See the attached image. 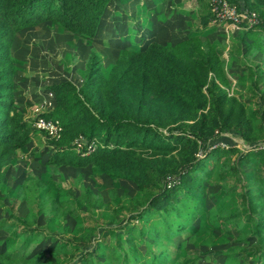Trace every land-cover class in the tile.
Segmentation results:
<instances>
[{"label": "rangeland", "instance_id": "obj_1", "mask_svg": "<svg viewBox=\"0 0 264 264\" xmlns=\"http://www.w3.org/2000/svg\"><path fill=\"white\" fill-rule=\"evenodd\" d=\"M199 7L196 0H111L92 37L73 33L50 21L17 31L8 44L13 63L15 105L29 119L50 110L55 100L49 85L66 79L81 85L92 53L106 72L125 50L141 49L152 40L174 44L197 34L208 38L219 52L229 80L228 85L222 87L244 102L257 126L261 120L258 108L263 107L260 102H264L259 98L264 91V31L260 32V45L243 34L245 28H236L229 22L211 21L202 26ZM256 132L258 145L230 131L225 135L242 151H248L257 149L258 142L264 141V130L257 127ZM219 145L228 147V143ZM52 151L44 131L35 127L30 141L0 168V251L1 244L11 236L3 249L12 251L15 259L11 263L1 258L0 264H76L75 259L81 252L72 249L69 243L54 245L50 231L61 237L90 233L93 235L90 248L102 245L99 239L104 237L116 246L119 236H115L117 232L107 231V225L120 227L123 237L130 226H135L136 232L131 237L137 260L129 256V264H256L261 258L264 241L253 233V223L261 217L259 209L264 195L262 199L255 198V206L248 203L244 188L255 191L261 188L260 180L243 186L245 180L227 169L234 156L223 155L216 162L211 158L207 165L213 166L212 172L206 176L202 171L196 176L204 183L203 205L198 204L199 191L183 193L191 188L186 185L177 190L182 194L180 200H173L172 209L163 211L161 208L136 219L146 203L145 187L128 179L113 178L91 164L74 167L48 163ZM240 168L243 177L256 174L264 179L262 165L256 159L240 163ZM262 190L264 193V188ZM197 204L201 210H197ZM160 213L164 221L158 223L156 216ZM28 215L33 221L30 226H39L35 230L43 232L33 236L27 247H23V237L28 232L37 233L29 226L16 235L15 229H22L23 219ZM165 223L169 229L183 223L190 227L184 235L168 237L164 234ZM152 224L157 225L159 231L154 240L143 235L146 230H153ZM103 249L100 247L99 251L110 254L111 250ZM122 249L125 250L123 242L116 252ZM160 251L170 253H165L167 261L162 255L159 262H146L152 253ZM108 256V261L110 256L121 258V254ZM102 257L88 256L85 264Z\"/></svg>", "mask_w": 264, "mask_h": 264}, {"label": "trees", "instance_id": "obj_2", "mask_svg": "<svg viewBox=\"0 0 264 264\" xmlns=\"http://www.w3.org/2000/svg\"><path fill=\"white\" fill-rule=\"evenodd\" d=\"M228 1L253 9L264 19V0ZM110 2L0 0V168L30 141L31 131L35 129L34 117L25 118L15 105L12 94L13 63L8 44L14 34L39 22L50 21L73 33L92 37ZM210 2L196 0L200 5L202 26L211 22ZM261 31H264V20L259 25L245 27L243 34L262 45ZM228 83L224 60L219 52L208 38L197 34H191L174 44L152 40L141 49L125 50L106 72L102 70L96 54L92 53L81 85L70 79L49 85L55 103L40 115L58 119L61 130L57 138L45 134L48 144L53 147L47 162L74 167L91 164L97 171L113 178L128 179L139 187H145L146 203L135 216L142 219L148 216L147 212L172 209L173 200H180L182 194H178L177 190L186 185L191 188L188 187L183 193L199 191L198 204L203 205L204 183L196 176L202 171L206 176L212 172L213 166L207 165L211 158L216 162L223 155L229 158L234 156L227 169L245 180L243 186L260 180L261 188L252 191L245 187L243 190L249 198L248 203L255 206V198L262 199L264 195V179L256 174L250 178L243 177L240 163L258 160L264 176V147L242 151L225 133L230 131L248 143H255L258 140L257 127L264 130V102H260L263 105L258 108L261 120L256 126L244 102L229 95L222 87ZM259 98L264 101V91ZM79 135L83 136V143L82 149L77 151L75 139ZM220 140L228 143V147L213 146ZM92 142L95 147L88 150ZM198 204L195 207L201 210ZM259 213L261 217L253 223V233L264 241V203H261ZM28 217L23 219L22 229H15L16 235L25 232V228L33 222ZM156 217L159 219L156 222L164 221L161 213ZM165 224L164 234L168 237L184 235L186 228L190 227L183 223L176 229H169L168 223ZM151 227L153 230H146L143 235L157 238L158 226L152 224ZM30 228L36 231L39 226ZM106 229L117 232L115 236L119 238L116 246L104 237L99 239L102 245L90 248L93 235L87 232L61 237L50 231L49 236L54 240L51 241L55 242L54 245L69 243L72 249L81 252L75 259L76 264H85L88 256L93 259L96 255L103 257L92 264H129L130 257L137 260L131 237L136 232L135 226H130V231L124 237L120 227L107 225ZM36 232H28L23 237V247H27L33 236L43 231ZM44 236L48 237L46 233ZM10 239L11 236H8L7 241L2 243L4 246L1 244L0 259L13 263V252L3 249ZM120 241L124 243L125 250L116 252L121 248ZM100 247L111 250L110 254L100 252ZM165 253H152L145 260L159 262V256L164 255L163 259L167 261L165 256L170 253ZM116 254H121L120 262L116 256H110V261L107 260L108 255ZM260 255L256 264H264L262 247ZM103 259L106 261L103 262Z\"/></svg>", "mask_w": 264, "mask_h": 264}, {"label": "built area", "instance_id": "obj_3", "mask_svg": "<svg viewBox=\"0 0 264 264\" xmlns=\"http://www.w3.org/2000/svg\"><path fill=\"white\" fill-rule=\"evenodd\" d=\"M210 10L212 13V18L210 21L229 22L236 28L256 26L259 25L262 20H264L257 11L238 6L236 3L230 2L228 0H211ZM33 125L37 129L44 131L45 134L54 138H57L59 136L61 130V125L58 119L45 117L40 114H37L36 117H34ZM82 140V135H79L78 138L75 139V143L77 144V151H80L82 149ZM221 143L225 144L226 142L220 140L214 143L213 146L217 144L219 145ZM258 143L259 147H264V141ZM254 145L258 144L255 143ZM94 147L95 144L92 142L88 145V150Z\"/></svg>", "mask_w": 264, "mask_h": 264}, {"label": "crops", "instance_id": "obj_4", "mask_svg": "<svg viewBox=\"0 0 264 264\" xmlns=\"http://www.w3.org/2000/svg\"><path fill=\"white\" fill-rule=\"evenodd\" d=\"M141 16H143V15H141ZM143 19H144V16H143ZM144 21H145V19H144ZM144 21H143V22H144ZM145 22H146V21H145ZM199 22H200V19H199ZM208 25H209V24H208ZM229 25H231V24H229ZM206 26H207V25H206ZM201 27H202V26H201ZM161 43H162V42H161Z\"/></svg>", "mask_w": 264, "mask_h": 264}]
</instances>
